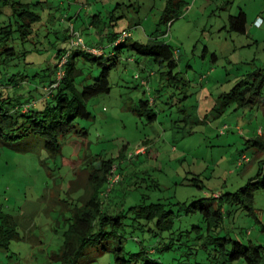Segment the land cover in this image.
Returning <instances> with one entry per match:
<instances>
[{"label":"rangeland","instance_id":"rangeland-1","mask_svg":"<svg viewBox=\"0 0 264 264\" xmlns=\"http://www.w3.org/2000/svg\"><path fill=\"white\" fill-rule=\"evenodd\" d=\"M186 1L189 4L184 15L171 26L160 23L166 0H44L39 7L44 21L38 39L50 60L56 48L67 45L63 37L71 31L66 30V23L61 24L65 15L72 20L80 12L76 25L84 26L88 25L89 13L99 11L110 24L113 13L121 15L125 10L126 16L114 30L131 27L134 36L129 42L146 43L148 36L155 35L177 47L180 62L175 72L190 85L180 89L166 80L157 95L155 88L160 86L157 75L149 76V72L152 68L158 71V67L151 59L147 61L134 52L131 54L140 58L138 63L126 58L120 60L111 70L112 91L89 101L94 117L85 121L77 119L76 124L85 128L87 134L71 132L61 138L63 149L57 158L48 156L41 138L0 145V207L19 221L22 237L13 240L9 248H0V264H57L47 262L62 243L66 219L77 203L80 188L88 186L90 170L103 158L117 157L124 146L129 152L146 149L130 160L119 161L121 182L113 188L116 191L122 187L129 192L127 207L140 201L143 194H150L151 200L182 202L185 206L207 197L208 192L236 191L264 166V149L249 144L247 135L240 132L242 129L224 133L220 130L224 123L238 124L244 132L249 128L254 134L261 126L264 138L262 111L245 108L219 118L205 117L220 93L231 90L245 74L264 68V0ZM118 3H133L135 7L127 10L123 4L116 9ZM54 8L56 17L47 21L48 13ZM241 9L248 17L246 33L228 28L229 16ZM159 24L161 30H157ZM47 26L60 29L61 37L53 32L48 34L51 29ZM166 30L168 33L163 35ZM90 31L83 29L85 34ZM114 46L106 45V52ZM37 55L30 54L28 59ZM39 68L21 66L27 74ZM99 74L96 68L93 75ZM136 74L141 78H136ZM144 77L149 79L156 96L154 107L158 117L154 122H149L147 115L136 109L142 99L150 97L148 87L141 82ZM244 153L250 155L251 161L239 169L237 158ZM129 188L134 189L133 193ZM255 193L254 214L233 209L225 219L224 232L244 243L264 246V190L257 189ZM172 208L178 211L180 206L175 204ZM198 216L183 211L177 217L176 227L191 228ZM86 258L89 263L83 264H116L110 263L108 256L93 251Z\"/></svg>","mask_w":264,"mask_h":264},{"label":"trees","instance_id":"trees-1","mask_svg":"<svg viewBox=\"0 0 264 264\" xmlns=\"http://www.w3.org/2000/svg\"><path fill=\"white\" fill-rule=\"evenodd\" d=\"M43 2L0 0V145L41 138L48 156L57 158L63 149L61 138L71 132L87 134L85 128L78 127L77 119L85 121L94 117L88 107L89 101L112 91L111 70L118 66L120 60L126 58L138 63L140 58L131 54L134 52L147 61L151 59L158 67V71L152 68L149 72V76L157 75L160 85L155 88L157 95H160L166 80L180 89L189 87L190 82L175 72L180 62L177 47L155 35L148 36L146 43L140 40L129 42L134 36L131 27L114 30V26L126 16L125 10L121 15L113 13L110 24L103 19L101 12H90L85 27L76 25L80 12L72 20L65 15L61 24L66 23V30L71 33L64 34L63 40L67 45L56 48L54 58L50 60L38 39L40 24L43 25L44 21L43 14L39 12ZM123 4L127 10L135 7L133 3H118L116 9ZM188 4L186 0H166L160 23L171 26L174 20L184 15ZM55 9L48 13L47 21L56 17ZM47 27L51 29L48 34L53 32L61 37L60 29ZM228 28L239 33L248 31L245 10L229 16ZM83 29L91 31L85 34ZM161 29L159 24L157 30ZM74 31L84 38L85 46L73 43ZM167 33V30L163 31V35ZM109 44L115 46L106 52ZM34 53H38L37 57L29 60V55ZM213 57L216 59L217 55L214 53ZM23 64L40 68L33 74H27L21 69ZM96 68L100 72L97 77L93 75ZM138 75V79L141 78ZM141 82L148 87L150 97L142 99L136 109L140 114L145 113L149 122H154L158 117L154 107L156 96L148 78H142ZM245 108L264 114V68L245 74L231 90L220 93L205 117L219 118L227 112ZM224 125L228 126L226 130H223ZM235 128L242 129L240 132L244 135L248 134L246 141L249 144L264 149L261 126L256 130L257 134H252L249 128L244 132L240 125L229 123H224L220 130L224 133ZM126 148L124 146L117 157L103 158L97 167L90 170L88 186L80 188L82 191L76 198L77 203L66 219L62 243L47 263H89L86 255L93 251L97 255L108 256L110 263L116 264H237L242 261L264 264L263 245L244 243L224 232L225 219L233 209L254 214L255 191L264 190V166L248 184L236 191L208 192L207 197L185 206L182 202L151 200L150 194H143L140 201L127 207L129 192L122 187L108 192L109 174L114 164L122 168L120 159H131ZM242 155L247 154L239 155L237 161ZM247 156L250 162L251 157ZM262 162L264 164V160ZM156 184L159 185L158 182ZM175 204L180 206L178 211L172 208ZM183 211L187 215H199L191 228L176 227L177 217ZM18 226L19 221L14 215L0 207V248L7 249L13 240L22 238Z\"/></svg>","mask_w":264,"mask_h":264},{"label":"built area","instance_id":"built-area-1","mask_svg":"<svg viewBox=\"0 0 264 264\" xmlns=\"http://www.w3.org/2000/svg\"><path fill=\"white\" fill-rule=\"evenodd\" d=\"M74 36L75 38H73V43L76 44V45H82V46H85V41H84V38H82L81 35H79L78 33H76L74 31ZM136 77L138 78L139 75L137 74ZM144 83H146L145 81H143ZM228 126L227 125H224L223 127V130L227 128ZM145 147H141L139 148V150H135L134 152H130V157L131 158H134L136 155L140 154L141 152H144ZM249 161V156L247 155H242L241 158H239V160L237 161V166H241L242 164H244L245 162H248ZM119 170V166L117 164H114L113 168H112V171L110 172V176H109V179H108V192L110 190L113 189V187L118 184L121 180V173L118 171Z\"/></svg>","mask_w":264,"mask_h":264},{"label":"crops","instance_id":"crops-1","mask_svg":"<svg viewBox=\"0 0 264 264\" xmlns=\"http://www.w3.org/2000/svg\"><path fill=\"white\" fill-rule=\"evenodd\" d=\"M246 135H248V134H246Z\"/></svg>","mask_w":264,"mask_h":264}]
</instances>
